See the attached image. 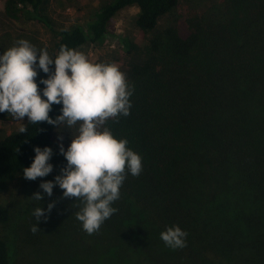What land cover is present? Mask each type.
Masks as SVG:
<instances>
[{"label": "trees", "instance_id": "trees-1", "mask_svg": "<svg viewBox=\"0 0 264 264\" xmlns=\"http://www.w3.org/2000/svg\"><path fill=\"white\" fill-rule=\"evenodd\" d=\"M48 3L6 0L5 13L54 33L53 57L62 45L79 51L103 43L128 6L139 9V29L153 31L142 49L123 39L134 58L124 72L132 107L106 124L141 156L142 171L127 175L111 205L118 211L97 232L82 234L88 264H264V0H221L206 14L161 29L179 0H108L86 25L71 27L55 25ZM47 77L38 73L37 83ZM39 87L42 94L45 85ZM61 108L53 105L50 116ZM24 126L25 133L0 139V225L12 217L3 193L31 166L34 148L51 147L57 131L47 122ZM46 215L39 226L67 228L59 212L55 223ZM175 225L187 237L174 250L160 234ZM11 259L0 237V264Z\"/></svg>", "mask_w": 264, "mask_h": 264}, {"label": "clouds", "instance_id": "clouds-1", "mask_svg": "<svg viewBox=\"0 0 264 264\" xmlns=\"http://www.w3.org/2000/svg\"><path fill=\"white\" fill-rule=\"evenodd\" d=\"M37 69L48 74L39 81L45 85L42 94ZM132 95L133 88L116 63H95L66 45L53 57L46 48L38 49L20 39L0 54V113L9 114L14 121L24 122L27 118L31 124L47 122L56 129L75 128V133L69 131L71 144L67 150L63 136H59V151L66 166L53 181H44L39 187L51 197L54 187L59 186L62 199L79 200L82 206L75 215L89 235L118 211L111 205L119 199L127 175L139 176L142 171L141 156L127 147V139L117 138L106 126L110 119L116 121L119 116L130 114ZM61 104V114L53 119L52 106ZM26 131V126L19 128L20 133ZM34 152L31 166L23 168V177L33 181L54 170L49 163L53 156L51 147L37 146ZM31 199L42 201L44 196L36 192ZM55 204L56 201L49 203L47 210L34 209L38 223L41 217L48 218L46 212L50 214ZM38 230L35 225L31 228L33 233ZM186 237L178 225L169 226L160 234L165 245L174 250L186 246Z\"/></svg>", "mask_w": 264, "mask_h": 264}, {"label": "rangeland", "instance_id": "rangeland-1", "mask_svg": "<svg viewBox=\"0 0 264 264\" xmlns=\"http://www.w3.org/2000/svg\"><path fill=\"white\" fill-rule=\"evenodd\" d=\"M5 1L0 0V47L3 52L12 47L15 41L25 39L38 49L46 48L49 54L53 56L55 34L43 24L29 20L23 15L18 19L8 17L5 13ZM107 1L49 0L48 11L58 27H71L76 24L86 25L94 17L95 12ZM219 1L221 0H179L178 6L160 20L157 29L170 25L177 20L178 22L184 21L189 16L206 14ZM138 12L139 9L136 6H128L122 9L110 22L109 35L103 43L88 42L81 46L79 51L95 63H116L124 73L134 58L133 54L127 53L123 39L130 40L142 49L153 34V31L144 33L139 29L136 24ZM50 67L52 70L54 69V65ZM37 71L39 74H45L42 70L37 69ZM26 122L27 118L24 122L14 121L11 116L0 118V139L18 131ZM69 131L75 133V128L71 130L65 127L57 128L51 145L53 156L49 161L54 166L52 173L46 177H38L34 181L25 179L23 173H19L3 193L2 202L9 207L12 217L8 223L0 225V237L6 239L9 244L12 257L11 264H88L84 257L87 258L89 251L80 241L85 231L82 223L77 220L75 215L82 206L81 202L75 198L62 199L63 190L59 186L54 187L51 197L39 187L44 181H53L60 174L61 168L66 166L67 161L59 151V144L61 143L59 136H63L62 143L67 150L71 144ZM36 192H40L44 196L42 201L31 199ZM53 201H56V204L50 213V217L52 215L54 221L56 216L53 214L59 212L66 219L61 221L68 225L66 229H61L60 233L58 230L61 225L56 224V229L41 227L36 223L37 219L33 215L36 207H43L47 210L48 204ZM34 225L40 229L36 233L31 231ZM167 261L168 264L178 263L177 260ZM161 263L165 264V261Z\"/></svg>", "mask_w": 264, "mask_h": 264}]
</instances>
